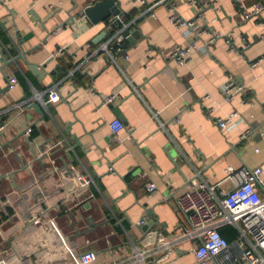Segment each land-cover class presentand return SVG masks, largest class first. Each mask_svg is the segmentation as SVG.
Listing matches in <instances>:
<instances>
[{
    "label": "crops",
    "instance_id": "0c3cea01",
    "mask_svg": "<svg viewBox=\"0 0 264 264\" xmlns=\"http://www.w3.org/2000/svg\"><path fill=\"white\" fill-rule=\"evenodd\" d=\"M95 1L0 0V121L7 123L0 133V264L125 258L148 232L167 235L187 224L177 209L179 193L200 177L221 181L228 165L260 167L264 195V57L250 65L264 55V24L245 20L236 0H212L198 29L232 35L233 47L217 38L178 66L169 54L184 30L169 22L166 8L141 15L143 6L115 0L124 25L139 34L109 44L112 60L99 46L121 28L81 17ZM174 1L179 15L194 16L191 5ZM229 74L246 84L231 102L221 92ZM11 76L17 85L7 92ZM51 88L60 100L44 105ZM113 93L116 101L105 105ZM30 97L40 111L15 106ZM233 110L235 124L221 131L215 119ZM115 119L123 125L120 141L110 137ZM148 182L154 191L145 189ZM231 185L225 180L221 187ZM32 215L41 221H29ZM236 235L225 230L224 238ZM187 247L161 264H197ZM223 254L212 264H229Z\"/></svg>",
    "mask_w": 264,
    "mask_h": 264
},
{
    "label": "built area",
    "instance_id": "2783aa9c",
    "mask_svg": "<svg viewBox=\"0 0 264 264\" xmlns=\"http://www.w3.org/2000/svg\"><path fill=\"white\" fill-rule=\"evenodd\" d=\"M182 2L191 5L194 9L192 18L179 15L177 11L179 4L174 0H131L133 5L146 8L141 15L148 12L155 16L149 11L158 5H163L169 22L184 30L182 42L175 44L169 54V58L176 65H185L192 52L200 48L205 50L208 44L214 43L220 37L233 47L232 35H222L220 31L207 25L198 29V22L204 18L202 9L212 5V0H182ZM235 2L245 20L253 19L258 24H264L263 2L257 1L250 5L242 0ZM81 17H85L83 12ZM260 38L264 42V32ZM124 39L121 32H117L102 43L99 50L106 52L113 60L114 56L110 54L108 45L111 43L119 45ZM116 50L119 51L120 47L118 46ZM151 51L148 49L149 53ZM263 57L264 55L251 61L250 65L256 66ZM16 85L17 78L11 76L7 81L6 91L13 90ZM245 85L229 74L221 85L224 100L231 102L236 95L243 92ZM32 100L33 97H30L15 106L21 107L24 104L29 107L33 103ZM59 100V92L51 88L42 99V104L56 103ZM103 101L105 105L113 104L116 101V94L106 96ZM212 110V107L207 108L210 114ZM237 116L238 112L233 110L224 117L216 118L215 123L221 131H226L235 124L234 119ZM6 124L0 121V133L5 131ZM109 128L111 139L120 141L119 131L123 128L122 123L115 119L109 123ZM31 130L30 126L25 127L24 135L29 137ZM246 132H243L240 138H245ZM110 171L114 172L112 167ZM223 171L225 176L221 181L209 183L200 177L197 182H188L179 193L176 198L177 209L184 215L187 224L167 235H161L156 231L148 232L140 246L131 244V252L126 254L125 258L109 264H161L170 253L186 243L188 244L186 250L193 254L197 264H212V260L223 253L226 259L231 260L229 264H264V195L258 190V185L263 183L260 177L262 169L228 165ZM225 180H229L232 184L226 190L221 187ZM145 189L154 191L156 185L148 182L145 184ZM71 202L73 205L76 204L73 198ZM29 221L40 222L41 219L38 215H32ZM226 225L231 226L237 233L233 241H227L220 233V228ZM232 250L236 252L235 258L230 255Z\"/></svg>",
    "mask_w": 264,
    "mask_h": 264
},
{
    "label": "water",
    "instance_id": "95a60500",
    "mask_svg": "<svg viewBox=\"0 0 264 264\" xmlns=\"http://www.w3.org/2000/svg\"><path fill=\"white\" fill-rule=\"evenodd\" d=\"M82 12L91 23L95 24L106 20L113 28H121V35L128 41H132L134 38L138 37V31L131 32L129 30L130 25H124L122 8L115 2V0L95 1L84 7ZM132 25H135V23H132ZM30 68L37 75H44L43 72L41 73V71H37L36 68L34 69L32 65ZM31 106L35 107L37 111H40V106L37 103H33ZM20 264H23L22 261Z\"/></svg>",
    "mask_w": 264,
    "mask_h": 264
},
{
    "label": "trees",
    "instance_id": "16d2710c",
    "mask_svg": "<svg viewBox=\"0 0 264 264\" xmlns=\"http://www.w3.org/2000/svg\"><path fill=\"white\" fill-rule=\"evenodd\" d=\"M220 229H221V230H220L221 235H222L223 237H225V238H226V236H225V230H227L228 232L230 231V232H234V233H236L235 230H234L231 226H229V225L223 226V227H221ZM234 238H235V237H234Z\"/></svg>",
    "mask_w": 264,
    "mask_h": 264
},
{
    "label": "clouds",
    "instance_id": "9594fccd",
    "mask_svg": "<svg viewBox=\"0 0 264 264\" xmlns=\"http://www.w3.org/2000/svg\"><path fill=\"white\" fill-rule=\"evenodd\" d=\"M181 11H185L184 9H181ZM185 15H191V13L190 12H186L185 11ZM240 127L242 128V127H245V125H240ZM215 239V238H214ZM211 246V245H210ZM218 250V249H217Z\"/></svg>",
    "mask_w": 264,
    "mask_h": 264
},
{
    "label": "bare ground",
    "instance_id": "6f19581e",
    "mask_svg": "<svg viewBox=\"0 0 264 264\" xmlns=\"http://www.w3.org/2000/svg\"><path fill=\"white\" fill-rule=\"evenodd\" d=\"M179 211V210H178Z\"/></svg>",
    "mask_w": 264,
    "mask_h": 264
}]
</instances>
